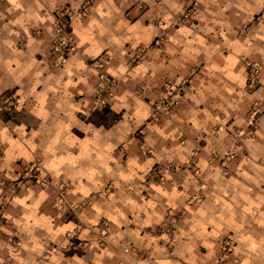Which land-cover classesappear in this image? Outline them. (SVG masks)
Here are the masks:
<instances>
[{"label":"clouds","instance_id":"obj_1","mask_svg":"<svg viewBox=\"0 0 264 264\" xmlns=\"http://www.w3.org/2000/svg\"><path fill=\"white\" fill-rule=\"evenodd\" d=\"M0 264H264V0H0Z\"/></svg>","mask_w":264,"mask_h":264}]
</instances>
